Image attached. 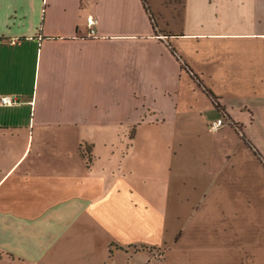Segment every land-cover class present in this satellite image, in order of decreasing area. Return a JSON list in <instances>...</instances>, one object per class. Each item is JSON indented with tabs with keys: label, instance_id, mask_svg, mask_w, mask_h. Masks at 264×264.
I'll return each instance as SVG.
<instances>
[{
	"label": "crops",
	"instance_id": "obj_1",
	"mask_svg": "<svg viewBox=\"0 0 264 264\" xmlns=\"http://www.w3.org/2000/svg\"><path fill=\"white\" fill-rule=\"evenodd\" d=\"M147 1L0 0V264L264 249V0Z\"/></svg>",
	"mask_w": 264,
	"mask_h": 264
},
{
	"label": "rangeland",
	"instance_id": "obj_2",
	"mask_svg": "<svg viewBox=\"0 0 264 264\" xmlns=\"http://www.w3.org/2000/svg\"><path fill=\"white\" fill-rule=\"evenodd\" d=\"M147 19V18H146ZM224 118L226 122V124H231L230 121H228V118L226 117V115H224ZM233 126V125H232ZM255 134H256V146H257V151L259 154H263L264 155V121L260 122L258 124V127L255 130ZM123 131H119V130H115L114 131V137H118L120 138L121 135H123ZM107 134V135H105ZM113 131L110 130H96V131H91L90 135L91 136H95L97 139L101 140V137H110L113 136ZM124 136V135H123ZM127 138L128 135L125 132V136L124 138ZM102 144V141L100 142ZM126 144L125 142H109L107 145H99L96 147V153L99 156V163H104L107 162L109 159L112 158H116V160L118 159V157L122 158L123 162H120V160L114 161L113 162V167L115 169H118L120 167L125 166L128 163L127 158H125V154H123V152L126 151ZM123 154V155H122ZM258 154V155H259ZM262 161H264V158H262ZM147 188H146V192H147ZM158 199L159 201H163V199L166 196V191L161 189V191L158 193ZM166 214L163 212L162 213V218H165ZM234 234V232H232V235ZM162 245V244H161ZM114 250V249H113ZM256 250H258V252L256 254H249L248 251L244 252H235L232 251L231 253H229V256L225 258L224 263L225 264H232L234 262L238 260V264H264V249L261 248H256ZM240 252V253H239ZM116 260H118V264H125L126 260H127V256H123V258L120 257H116ZM157 264H163L162 262H159L156 260Z\"/></svg>",
	"mask_w": 264,
	"mask_h": 264
},
{
	"label": "built area",
	"instance_id": "obj_3",
	"mask_svg": "<svg viewBox=\"0 0 264 264\" xmlns=\"http://www.w3.org/2000/svg\"><path fill=\"white\" fill-rule=\"evenodd\" d=\"M97 24H98V18L93 15H90L88 17V26L90 28L91 34L96 33ZM0 101L1 103H4V104H12V103L17 102V97L14 95H3L2 97H0ZM225 123L226 122H225L224 117H219L211 122L210 127L212 129H218L222 127Z\"/></svg>",
	"mask_w": 264,
	"mask_h": 264
},
{
	"label": "trees",
	"instance_id": "obj_4",
	"mask_svg": "<svg viewBox=\"0 0 264 264\" xmlns=\"http://www.w3.org/2000/svg\"><path fill=\"white\" fill-rule=\"evenodd\" d=\"M143 3H144V6L146 8V10L149 12L150 14V19L152 22H154V18H153V15H152V12H151V9L149 7V4H148V1L147 0H143ZM123 248V247H122Z\"/></svg>",
	"mask_w": 264,
	"mask_h": 264
}]
</instances>
